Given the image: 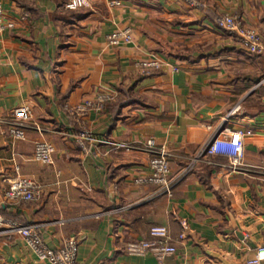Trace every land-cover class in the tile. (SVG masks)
Returning <instances> with one entry per match:
<instances>
[{
  "label": "crops",
  "instance_id": "0c3cea01",
  "mask_svg": "<svg viewBox=\"0 0 264 264\" xmlns=\"http://www.w3.org/2000/svg\"><path fill=\"white\" fill-rule=\"evenodd\" d=\"M1 1L16 27L0 33V118L26 105L45 131L19 141L0 127V213L44 226L50 249L77 239L78 264L253 260L264 245V53L246 55L219 21L237 16L264 39V0H89L77 12L64 9L68 0ZM125 27L132 43L111 46L107 36ZM142 61L162 67L142 74ZM101 91L114 99L86 115L93 146L84 155L69 137L82 128L74 109ZM237 104L241 114L223 125ZM226 128L248 133L244 171L200 166L172 197L151 201L157 187L134 183L150 175L149 155L117 147L154 141L175 156L169 165L176 177L184 158ZM40 141L55 147L49 166L34 160ZM16 168L42 187L35 202L5 200ZM120 207L131 209L112 214ZM156 227L169 231L175 255L160 261L127 252ZM0 264L49 263L22 238L0 235Z\"/></svg>",
  "mask_w": 264,
  "mask_h": 264
},
{
  "label": "built area",
  "instance_id": "2783aa9c",
  "mask_svg": "<svg viewBox=\"0 0 264 264\" xmlns=\"http://www.w3.org/2000/svg\"><path fill=\"white\" fill-rule=\"evenodd\" d=\"M22 1L31 3L33 0ZM87 2L88 0H70L66 7L70 11H75L87 6ZM26 17L28 18L29 15L26 14ZM4 20L5 14L0 0V32L15 28L12 22L5 23ZM219 28L233 39L246 55L255 56L264 53V39L257 30L244 24L241 18L225 15L219 21ZM132 36L130 29H124L109 35L107 39L110 45L119 46L122 43H131ZM136 66L142 74L159 70L162 67L161 63L157 61H142L137 63ZM113 99V95L101 91L96 94L94 100L82 103L74 109L81 120L82 128L78 133L69 137L74 140L82 154H89L93 146V138L84 126L86 115L91 110L101 111ZM241 112V105H235L224 118L223 125L228 124L230 120L239 116ZM0 127L7 129L10 135L19 141L25 140L28 131L40 133L45 131L32 121V113L29 107L17 108L9 115L0 118ZM247 134L243 130L223 129L218 135L210 138L196 155L184 158L186 166L176 177H172L169 165V162L175 156L164 147L156 145L154 141L150 140L140 145H117V147L126 151H141L149 155L148 166L151 172L150 175L139 177L134 183L138 187H157L156 192L149 198L151 201L160 197H172L173 190L200 166L215 167L232 173L244 171L242 162ZM54 153L55 147L51 143L45 141L37 142L35 144L34 160L40 166H49L52 164ZM221 159H226L227 163L221 162ZM41 190L42 187L39 184L21 178L19 169L16 168V176L10 180L4 197L11 204L32 203L40 196ZM129 209L131 207H120L114 210L112 214H121ZM181 226L184 232L188 229L186 222H181ZM43 227L40 224L23 225L17 221L5 218L0 213V235L22 238L32 254L40 262L78 264L79 241L71 238L66 240L61 247L54 250L50 249L43 241ZM184 235L183 233L181 238ZM149 237V241L128 245L127 252L137 256L151 253L160 261L167 256L176 254V248L170 243V235L167 229L161 227L152 228ZM247 264H264V245L257 249L254 259Z\"/></svg>",
  "mask_w": 264,
  "mask_h": 264
},
{
  "label": "rangeland",
  "instance_id": "374dc122",
  "mask_svg": "<svg viewBox=\"0 0 264 264\" xmlns=\"http://www.w3.org/2000/svg\"><path fill=\"white\" fill-rule=\"evenodd\" d=\"M18 1H21V2H23L22 0H18ZM69 1L70 0H68L67 2H66V4H65V7H64V9L65 10H67V11H70V10H68L67 9V4L69 3ZM89 1V0H88ZM2 2V1H1ZM3 4V3H2ZM116 5H117V3H116ZM88 7V2H87V6H85L84 8H81V9H78V10H75V11H79V10H82V9H85V8H87ZM3 9H4V7H3ZM71 12V11H70ZM4 14H5V20H4V22L5 23H10V22H12L14 25H15V23L13 22V21H10L9 19H8V17H7V15H6V13H5V11H4ZM26 14L27 13H25V12H21V20L22 21H26V20H28V18L26 17ZM15 27H16V25H15ZM15 29V28H14ZM14 29H12V30H5L4 32H0V33H6V32H11V31H13ZM124 29H130L129 27H125ZM124 29H118V30H124ZM118 30H114V31H112L109 35H111V34H113V33H115V32H117ZM131 30V29H130ZM108 35V36H109ZM107 36V37H108ZM132 38H133V36H132ZM107 41H108V39H107ZM132 41H133V39H132ZM108 43H109V41H108ZM132 43V42H131ZM122 44H125V43H122ZM130 44V43H129ZM112 46V45H111ZM115 47V46H114ZM21 107H29V106H26V105H23V106H21ZM18 108H20V107H18ZM17 109V108H16ZM29 109H30V111H31V113H32V110H31V108L29 107ZM14 111V110H13ZM12 111V112H13ZM1 118H3V117H1ZM32 120H33V114H32ZM3 129H5V128H3ZM6 131H7V133L10 135V133H9V131L6 129ZM11 136V135H10ZM5 194V193H4Z\"/></svg>",
  "mask_w": 264,
  "mask_h": 264
},
{
  "label": "trees",
  "instance_id": "16d2710c",
  "mask_svg": "<svg viewBox=\"0 0 264 264\" xmlns=\"http://www.w3.org/2000/svg\"><path fill=\"white\" fill-rule=\"evenodd\" d=\"M74 12H77V11H74ZM73 17H75V18H82V17H84V15H76L75 13L73 14ZM18 222V221H17Z\"/></svg>",
  "mask_w": 264,
  "mask_h": 264
}]
</instances>
